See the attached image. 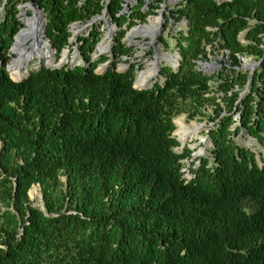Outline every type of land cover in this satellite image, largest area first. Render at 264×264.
<instances>
[{"label":"trees","instance_id":"1","mask_svg":"<svg viewBox=\"0 0 264 264\" xmlns=\"http://www.w3.org/2000/svg\"><path fill=\"white\" fill-rule=\"evenodd\" d=\"M19 1L7 0L0 20V264H264V158L232 137L244 131L264 151V0H181L172 11L186 21L174 35L179 68L164 64L145 89L116 63L129 52L125 27L159 4L33 0L56 51L69 44V24L106 9L118 27L115 59L95 72L94 29L78 37L86 64L41 63L18 80L5 66ZM207 46L259 64L220 83L249 90L238 118L227 113L210 129V157L186 178L174 119L216 105L211 76L197 68ZM33 184L43 208L29 199Z\"/></svg>","mask_w":264,"mask_h":264},{"label":"rangeland","instance_id":"2","mask_svg":"<svg viewBox=\"0 0 264 264\" xmlns=\"http://www.w3.org/2000/svg\"><path fill=\"white\" fill-rule=\"evenodd\" d=\"M6 1L7 0H0V20L5 16L4 5ZM105 1V4H107L111 0ZM125 1L131 2L132 5H135L137 3L136 0ZM180 1L181 0H162L158 3L156 0H150L148 8L146 9L147 11L155 4H159V7L155 8V12L149 14L146 17L145 21L142 23L147 24L151 27L153 22H157L158 28L155 29L157 30V33L135 34V31L133 32V30L136 29L137 25L142 23H136L135 25H132V27L126 26L125 28L127 29V31L122 41L123 45H125L129 49V52L126 55H122L120 60L117 61L116 70L125 71L132 67L135 77H138V75L140 74L138 80H145L147 81L146 83H148L149 86H153L157 82V80H159L158 73L155 77L153 74L155 67L154 65L157 62L159 63L161 54L166 50L175 54L177 57L171 53H167L166 51L165 55L173 56V58H176L177 60L179 59V54L175 47L174 35L177 31L186 28V21L183 18L175 19L172 16V11L175 7H177ZM27 4H29L31 7H34L30 0H21L16 5V17L20 22V30L28 28L27 22H24L25 17L33 16V11L30 9L25 10V12L22 13L23 6ZM124 5L125 2H122V6ZM94 29H97L99 31L100 36L98 43H96L95 46L92 47V50H90V57L97 63L95 72H102L103 70H105V68L110 66L111 62L115 59L114 55L112 54V46L114 44L113 38L118 31V27L115 23H113L107 11L105 13L95 14L89 19L76 21L69 24V44L63 46L60 51H56V49L50 44L49 38L46 36V25L43 27L41 32L43 34L42 39H45L49 43V48L54 54V62H56V64H61L63 62L61 65L65 64L73 66L86 64L81 53V48L79 47L78 37L89 35V33ZM109 35L111 36L109 48L104 51V53H98L100 45L103 44V42ZM239 37L242 39L243 33H240ZM161 39H164L167 44L165 45V42L162 41L159 42V40ZM13 40L15 44V42L17 41L16 35L13 37ZM161 44L163 45V47H161ZM207 50L208 52L205 57H202L197 61V68L211 76V79L208 81V89L206 93L209 96L215 97L216 105H205L195 114H192L190 116L181 114L174 119L175 130L173 131V135L180 143L179 146L175 148V150L177 152H185L186 154V157L181 159L182 169L185 173L189 171V166H195V164L198 162V158L210 157V129H212L215 124L227 113L233 114V118L237 119V109L240 105L239 101L249 90V82H247V84H245L243 87H239L235 84L228 90L222 89L220 87V83L224 81L225 78L230 76L234 77L236 75H249L257 69V66L259 64V61L255 56L246 53L237 55V59L234 62L229 54V51L227 50H221L218 48L212 50L209 46H207ZM103 55L108 57V60L105 62H100L99 60ZM7 56L9 58L7 64L10 65H6L5 67L10 69L14 61V56L12 55L11 51L7 53ZM160 63L163 64H161L159 68L164 66V64L172 67L166 59H164ZM203 64L208 65V67H204ZM231 82L232 81H230V83ZM234 94H237V98H234L233 100ZM229 103H234V109H232L231 111H228ZM179 119L182 120V123L190 130L184 139H181L180 135L178 134L179 128L176 121ZM194 125H198L199 127L195 132L192 131ZM232 137L236 143L251 149L255 153L259 163L264 158V151L262 147L255 139L244 133V131L234 133L232 134ZM28 196L33 205H40L42 203L40 185L33 184L28 191Z\"/></svg>","mask_w":264,"mask_h":264},{"label":"bare ground","instance_id":"3","mask_svg":"<svg viewBox=\"0 0 264 264\" xmlns=\"http://www.w3.org/2000/svg\"><path fill=\"white\" fill-rule=\"evenodd\" d=\"M22 9H23L22 13H24L25 10H28V9L32 10L33 16L32 17H25L24 22L25 23L27 22L28 28L22 29V32L16 36L19 38L15 42V45H13L11 48V53L14 56V61L11 65L10 69L9 68L8 69L10 70L11 77L13 76L16 79H20L21 77L25 76L27 74V70L31 66L34 67V66H37L41 63L46 64V65H50V66H53L56 64V62H54V54L52 53V51L49 48L50 47L49 43L45 39H40V40L38 39L39 40L38 41L37 37L35 35V34H37L35 31L38 30V23L41 20L39 17V13L37 12L36 8L31 7L29 4H27V5L23 6ZM156 28H158L157 22L156 23L153 22L151 27L148 26L147 24H145L143 26H140L139 28H136L135 30H133V32L135 31V34H137V33H151V34H153L155 32L157 33V30H155ZM110 39H111V36L109 35L105 39L103 44L100 45L98 53H102V52L104 53V51H106L109 48ZM161 47H163V45ZM165 51L161 54V57L159 58V63L157 62L154 65L155 66L154 67V74H153L154 77L157 75V70L159 69V66L161 64H163L160 62H162L164 59H166L168 61V63H170L171 65H174L177 61V59L173 58V56L165 55ZM166 52L171 53L168 51H166ZM171 54H173V53H171ZM173 55L176 56L175 54H173ZM246 63H247V61H246ZM203 66L208 67V65H206V64H203ZM139 76H140V74L138 75V78H139ZM138 78L136 81L137 86H141V87L149 86V84L146 83L147 81H145V80L142 81V79L138 80ZM176 123H177L178 128H179L178 134L180 135L181 139H184L190 130L182 123V120L179 119L176 121ZM198 128H199L198 125H194L192 128V131L195 132Z\"/></svg>","mask_w":264,"mask_h":264},{"label":"water","instance_id":"4","mask_svg":"<svg viewBox=\"0 0 264 264\" xmlns=\"http://www.w3.org/2000/svg\"><path fill=\"white\" fill-rule=\"evenodd\" d=\"M31 2H32V4L34 5V7L36 8V10H37V12L39 13V17H40V22L38 23V30L37 31H35L37 34H35L36 35V37H37V40L39 39H42V37H43V34H42V32H41V30L43 29V27L46 25V20H45V15H44V13H43V11L40 9V7L37 5V4H35V2L33 1V0H30ZM217 1V3H221L222 1H224V0H216ZM149 2H150V0H146V2H145V5H144V10H146L147 8H148V4H149ZM22 32V30H20V31H18L17 32V34H16V36L17 35H19L20 33ZM38 40V41H39ZM12 46V45H11ZM175 65V66H174ZM174 65H171L172 66V68L174 69V70H177L178 68H179V65H180V62H179V59L176 61V63L174 64ZM55 66H59V63L58 64H56ZM8 69V68H7ZM252 74V73H251ZM24 78V76L23 77H21L20 79H18V80H21V79H23ZM139 89H145V88H149L148 86L147 87H141V86H139L138 87ZM174 124H175V122H174ZM38 206H40V207H42L43 208V203H41L40 205H38Z\"/></svg>","mask_w":264,"mask_h":264},{"label":"built area","instance_id":"5","mask_svg":"<svg viewBox=\"0 0 264 264\" xmlns=\"http://www.w3.org/2000/svg\"><path fill=\"white\" fill-rule=\"evenodd\" d=\"M105 12H106V9H104V10L102 11V13H105ZM143 25H145V24H144V23L139 24V25H137L136 28H139L140 26H143ZM158 70H159V69H158ZM158 70H157V73H158ZM137 78H138V77H135V80H134V86H135L136 88L139 87V86H137V84H136ZM184 173H185V172H184ZM185 177H186V178H189V177H190L189 171L185 173Z\"/></svg>","mask_w":264,"mask_h":264}]
</instances>
